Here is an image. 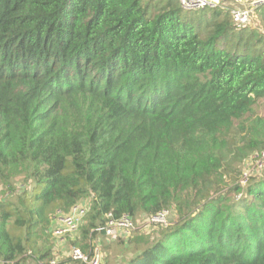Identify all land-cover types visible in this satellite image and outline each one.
<instances>
[{"label":"trees","instance_id":"obj_1","mask_svg":"<svg viewBox=\"0 0 264 264\" xmlns=\"http://www.w3.org/2000/svg\"><path fill=\"white\" fill-rule=\"evenodd\" d=\"M254 14L0 0V264L75 262L56 259L51 222L83 200L71 249L92 250L107 213L170 209L154 236L119 235V264H264V174L237 183L264 150V4Z\"/></svg>","mask_w":264,"mask_h":264},{"label":"built area","instance_id":"obj_2","mask_svg":"<svg viewBox=\"0 0 264 264\" xmlns=\"http://www.w3.org/2000/svg\"><path fill=\"white\" fill-rule=\"evenodd\" d=\"M180 7L185 11L198 10L203 8H227L230 12L232 20L235 24H247L251 17L252 10L264 4V0H250L249 7L246 9L234 8L232 6L220 5L218 0H177ZM261 158H264V151L260 154ZM89 208L76 204L71 210L66 213L57 212L52 216L55 226H51V232L56 238L66 234L71 236L73 232L77 231L78 227L83 222V218ZM166 211H161L155 215L147 218L148 222L154 224H165ZM105 223L96 227L95 231L101 233L104 231L106 236L115 235H128L133 229L134 225L131 219L127 215H122L120 218H113L110 213L105 214ZM72 259L82 264H104L102 261L101 253L97 246H94L92 250L85 253L78 247L71 249ZM54 264V261H51Z\"/></svg>","mask_w":264,"mask_h":264},{"label":"rangeland","instance_id":"obj_3","mask_svg":"<svg viewBox=\"0 0 264 264\" xmlns=\"http://www.w3.org/2000/svg\"><path fill=\"white\" fill-rule=\"evenodd\" d=\"M220 5L232 6L234 8L246 9L249 7L250 0H221ZM217 9H219L217 7ZM207 13V11H206ZM201 12L195 13V17L200 16ZM202 14H205L203 12ZM248 24L254 25L256 24L254 9L252 10L251 17L249 19ZM262 110V109H261ZM264 151V150H263ZM264 174V158H261L258 153H254L246 161L243 162L240 167V172L238 176L237 183L241 186H245V183L250 181V178L256 176L259 177ZM18 182L14 184V188L20 187ZM17 185V186H16ZM1 191V189H0ZM79 205L88 206V200H83L78 203ZM175 212L174 210H167L166 213V222L175 220ZM147 218L138 217L134 223V231H140L142 233H149V235L154 236L158 231V225L146 221ZM160 225V224H159ZM52 226H55L53 224ZM160 227V226H159ZM78 235V231L72 233L71 236L66 234L56 238L55 243V251H56V259L57 260H67L68 258H72L71 256V247L68 245V240L70 238L76 237ZM102 236V235H101ZM96 236L92 239L93 243L98 247L99 252L102 253L103 260L106 261L107 264H119L120 260H124L125 256L128 258L131 253L125 252L128 250V246H123V242H118L121 237L119 235L115 236ZM124 252H123V251ZM25 264H37L34 260H28ZM72 264H78L76 261Z\"/></svg>","mask_w":264,"mask_h":264},{"label":"crops","instance_id":"obj_4","mask_svg":"<svg viewBox=\"0 0 264 264\" xmlns=\"http://www.w3.org/2000/svg\"><path fill=\"white\" fill-rule=\"evenodd\" d=\"M218 1L220 2L221 0H218ZM53 224L56 225V223L52 221V222H51V225H53ZM101 255H102V254H101ZM125 257H126V256H125ZM121 261H123V260H120L119 263H120ZM77 263H78V262H77ZM78 264H82V263H78Z\"/></svg>","mask_w":264,"mask_h":264}]
</instances>
